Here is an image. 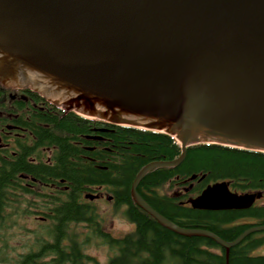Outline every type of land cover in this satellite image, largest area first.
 Returning <instances> with one entry per match:
<instances>
[{"label": "water", "instance_id": "95a60500", "mask_svg": "<svg viewBox=\"0 0 264 264\" xmlns=\"http://www.w3.org/2000/svg\"><path fill=\"white\" fill-rule=\"evenodd\" d=\"M0 83L30 87L88 118L156 130L180 144L171 160L136 173L130 195L156 222L185 236L227 241L185 228L137 192L152 169L173 167L188 146L215 143L264 152V0H0ZM261 192L225 180L187 202L194 209H245Z\"/></svg>", "mask_w": 264, "mask_h": 264}, {"label": "trees", "instance_id": "16d2710c", "mask_svg": "<svg viewBox=\"0 0 264 264\" xmlns=\"http://www.w3.org/2000/svg\"><path fill=\"white\" fill-rule=\"evenodd\" d=\"M14 91V100L0 98V125L10 122L11 113L12 130L19 132V151L0 155V264H88L87 246L105 243L114 249L105 264H164L167 250L181 264H264V254L253 253L264 244V231L232 246L226 259L216 241L175 233L133 203L130 187L138 170L180 154L173 137L86 118L29 89ZM218 180L240 192L264 191V152L194 144L178 165L150 170L137 192L179 226L207 229L227 241L251 225L264 224V203L242 210H202L179 203ZM177 185L188 191L170 195ZM97 188L112 198V214L134 224L121 239L109 237L98 206L85 196ZM48 211L51 216L38 217ZM30 217L35 226L27 225ZM241 218L249 223L234 224Z\"/></svg>", "mask_w": 264, "mask_h": 264}, {"label": "flooded vegetation", "instance_id": "af4514ba", "mask_svg": "<svg viewBox=\"0 0 264 264\" xmlns=\"http://www.w3.org/2000/svg\"><path fill=\"white\" fill-rule=\"evenodd\" d=\"M15 90H19V91H26L28 89H22V88H17ZM18 95L17 91H14V89L12 88H6L3 87L0 84V98H3L5 101H12L15 99V97ZM26 95V93H22V95H20L22 98H24ZM42 103V102H41ZM8 118L10 120V122L13 120L12 114L8 113ZM10 122L4 123L2 125H0V155L4 156V151L10 152L11 156L13 155V151H19V147H18V133L19 132H13L12 128L13 126L10 124ZM20 135L25 139V141L27 140V135L25 132L20 133ZM26 146V144H25ZM170 182L167 183V185H169ZM188 191V187L183 185V186H175V187H171L170 190V194L171 195H175V196H181L182 194L186 193ZM97 198H104L106 197L107 199L112 200V198H110L109 196H107L104 192H102L101 190L98 191V194L96 196ZM186 199V198H184ZM184 199L179 200V202L181 201H185ZM264 200V197L261 198V201ZM50 209V207H48ZM44 214H39V218L44 219L46 218L45 216H51L52 213L51 211H48L47 213L43 212ZM244 223H248L246 218H241L235 221L234 224H244ZM104 231H106L107 233H109V237H112L114 239H121L125 236V232H118V233H112L111 231L107 230L106 226L103 228ZM251 235V234H249ZM102 246H106L108 250H110V253L114 252V249L111 248L109 246L108 243L103 244Z\"/></svg>", "mask_w": 264, "mask_h": 264}, {"label": "rangeland", "instance_id": "374dc122", "mask_svg": "<svg viewBox=\"0 0 264 264\" xmlns=\"http://www.w3.org/2000/svg\"><path fill=\"white\" fill-rule=\"evenodd\" d=\"M262 200L261 202H263ZM98 208L99 213L104 218V224L107 230L111 231L112 233L118 232H127L131 230L132 224L121 215H114L111 212V204L106 199L104 200H97L94 202ZM37 221L33 218L27 220V225L29 227L35 226ZM86 252L90 255L92 260L88 262L91 264L92 261H97L98 264H104L107 259V253L104 247H97L88 245L86 248ZM254 254H264V246H260L253 251ZM164 264H181V258L171 252L170 250L164 251Z\"/></svg>", "mask_w": 264, "mask_h": 264}]
</instances>
